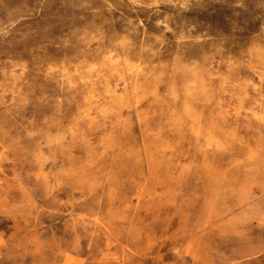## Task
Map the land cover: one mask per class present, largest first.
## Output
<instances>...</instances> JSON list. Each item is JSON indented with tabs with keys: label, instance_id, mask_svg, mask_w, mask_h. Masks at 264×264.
Wrapping results in <instances>:
<instances>
[{
	"label": "rangeland",
	"instance_id": "obj_1",
	"mask_svg": "<svg viewBox=\"0 0 264 264\" xmlns=\"http://www.w3.org/2000/svg\"><path fill=\"white\" fill-rule=\"evenodd\" d=\"M0 264H264V0H0Z\"/></svg>",
	"mask_w": 264,
	"mask_h": 264
},
{
	"label": "bare ground",
	"instance_id": "obj_2",
	"mask_svg": "<svg viewBox=\"0 0 264 264\" xmlns=\"http://www.w3.org/2000/svg\"><path fill=\"white\" fill-rule=\"evenodd\" d=\"M190 69V68H189ZM263 69V68H262ZM240 73V72H239ZM260 76V75H259ZM194 90V89H193ZM197 91V90H196ZM59 124V123H58ZM88 129V128H87ZM91 136V135H90ZM63 140V139H62ZM61 173V172H60ZM67 173V172H66Z\"/></svg>",
	"mask_w": 264,
	"mask_h": 264
}]
</instances>
